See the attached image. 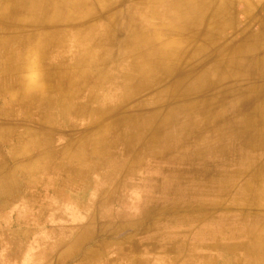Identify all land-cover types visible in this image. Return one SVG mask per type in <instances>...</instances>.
Returning a JSON list of instances; mask_svg holds the SVG:
<instances>
[{
    "label": "bare ground",
    "instance_id": "obj_1",
    "mask_svg": "<svg viewBox=\"0 0 264 264\" xmlns=\"http://www.w3.org/2000/svg\"><path fill=\"white\" fill-rule=\"evenodd\" d=\"M0 4V26L12 29L26 22L38 30L23 41V48L26 58L34 54L39 58L43 84L31 93L20 66L6 63L0 69L1 92L22 89L13 93L25 114L24 120H18L19 130L0 134V141L10 135L18 142L11 154L22 150L28 171L40 164L56 168L59 177L46 184L57 189L80 184L86 166L90 170L102 166L107 174L104 183L91 182L95 189L90 203H78L84 211L73 213H83L93 226L97 215L116 217L113 206L125 203L126 188L141 187L143 178L132 182L128 176L138 170L161 173L162 178L150 176L145 181L144 188L150 191L145 190L149 197L138 207L141 215L151 219L172 215L174 223V215L180 219L195 215L199 221L214 216L217 222L211 231L248 235V255L256 256L257 264L264 263L260 258L264 257V67L260 61H248V44L227 43L231 29L213 26L222 21L216 14L200 17L195 0H184L183 5L181 0L169 4L166 0H2ZM100 12L105 14L102 22L92 23ZM206 23L211 24L202 26ZM71 40L75 50L69 54ZM103 91L114 97L111 102ZM34 112L39 116L35 118ZM67 115L87 122L83 128L76 122L62 124L63 136L71 142L56 148L48 135L57 131L56 118ZM89 129L94 130L87 133ZM35 153L43 155L30 160ZM0 181L10 183L0 192L7 196L6 204H12L17 197L12 196L15 180L6 175ZM207 195L217 199L208 202ZM232 202L241 205L239 212L230 209ZM42 205L38 220L31 223L40 227L51 223V230L70 229L57 221L69 213L54 210L57 217L43 222L40 216L49 206ZM26 222H20L22 227ZM87 223L77 224L76 229L84 232ZM98 229L88 234L104 231ZM11 232L16 236L14 244L24 236ZM80 235L73 245L77 255L88 243V235ZM89 255V260L100 259L98 253ZM27 257L17 264L35 261Z\"/></svg>",
    "mask_w": 264,
    "mask_h": 264
},
{
    "label": "crops",
    "instance_id": "obj_2",
    "mask_svg": "<svg viewBox=\"0 0 264 264\" xmlns=\"http://www.w3.org/2000/svg\"><path fill=\"white\" fill-rule=\"evenodd\" d=\"M166 1L169 4L172 0ZM181 1L183 5L184 0ZM195 2L198 12L202 14L200 17L210 19L216 14L217 19L220 18L222 21L217 20L213 26L231 29L227 43L248 44V61H260L261 68L264 67V0H195ZM210 24L202 26L207 27ZM261 75L264 82V68L261 69ZM31 185L28 188H20V197L26 198L28 204H32L35 199L38 207H41V204L49 206L46 207L45 214L40 216L44 219L43 222H50L52 218L57 217L52 214L54 210L63 214L69 213L68 218L57 221L69 225L70 231L66 232L60 228L51 230V223H42L44 227L37 224V244H30L33 248L28 249L29 253L33 254V256L29 254L28 257L35 258V261H30L31 263L28 261V264H257L256 256L248 255L246 246L248 235L226 236L219 230L211 231L217 222L214 216L207 217L206 220L201 218L199 221L195 215L181 219L174 215L176 221L174 223L171 222L172 215H157L153 219L141 215L138 207L144 203L145 197H149L145 191L132 189L125 191V203L113 206V210L116 209V217L97 215L95 223L97 226H93L87 223L89 220L83 213L73 214L77 211L76 205L82 203L83 199V203L87 204L86 190L74 187L56 189L44 181ZM39 214L35 215L36 218L29 215V219L38 220ZM68 220L70 221L66 223ZM82 222L87 223L84 232L76 229V225ZM89 228L104 231H101V234L96 232L94 236L93 231L88 234L91 232ZM81 232L84 236L88 235L89 239L86 238L87 245L85 244L84 248L80 247L77 255L73 245L78 238H82ZM90 253L95 255L98 253L100 259L89 260ZM262 254L264 256V252Z\"/></svg>",
    "mask_w": 264,
    "mask_h": 264
},
{
    "label": "rangeland",
    "instance_id": "obj_3",
    "mask_svg": "<svg viewBox=\"0 0 264 264\" xmlns=\"http://www.w3.org/2000/svg\"><path fill=\"white\" fill-rule=\"evenodd\" d=\"M2 0H0L1 3ZM3 6V4H2ZM1 7V4H0ZM124 6H122L123 8ZM100 15V16H99ZM105 14L104 12H100L94 16V20L92 23L99 24L102 21V17H104ZM18 25V26H17ZM15 25L14 28L8 29L5 26H0V41L3 39V42H0V69L1 66L6 64V63H11V65H18L20 66L22 70V75L24 79L30 84L31 89L29 90L31 93H34L35 91V86L37 85H42L43 84V70L41 71L42 67L40 66L41 62L39 58L34 54V55H29L27 58L25 57V51H24V45L23 41L25 39L29 38V35L35 34L38 32L36 31V28L33 26L34 23H22L23 26L20 24ZM154 26V25H153ZM230 36V35H229ZM70 53H73L75 50V43L73 40L70 41ZM34 44V43H33ZM83 47V46H82ZM12 54L10 56L11 58H8L5 54ZM21 72V71H20ZM19 75V74H18ZM15 77V76H12ZM8 92H1L0 89V134H5L14 131V130H19L18 128L20 127L18 124V120H24L25 119V114L20 106V102L17 101L16 97L17 94L22 92V89L18 88L17 91L11 87L8 88ZM16 92V93H13ZM118 90L114 92L117 93ZM107 92L103 91L104 98L106 100H111L114 98L113 96H110L111 94H106ZM83 95V94H82ZM15 98V99H14ZM36 115V116H34ZM33 116L36 118L39 116L37 112L33 113ZM57 116H55L56 118ZM57 120L53 122L54 128H57V131L54 132L53 135H48L53 138V144L56 145V148L63 147L64 144L70 143L71 140H66L63 136L64 134V128L62 124L68 123V122H76L77 126L80 128H83L85 125V122H87V119H80V118H75L74 116L67 115L65 118L58 117L56 118ZM17 121V122H14ZM12 128V129H10ZM95 129V128H94ZM94 129H89L87 133L93 131ZM21 130V129H20ZM46 136V135H45ZM4 137V135H3ZM17 141H14L13 138L8 135L6 138H4L2 141H0V179L3 176L9 175L13 177L15 180L13 189H12V196L15 197V194L17 197L13 199L12 204H6L7 202V196L2 195L0 192V264H17L19 261H22V259H25V257L30 254L33 256L32 253H29L30 249V244H37V233L38 230H33L34 225L33 221L35 220H30V216H34L39 213L38 211V206L35 207L36 201H32V204H28L26 198L20 197L21 195V187H31V184H36L38 182H50V180L56 179L59 177V172L55 170L56 168H52L51 166H45L40 164L39 167L36 170L33 171H28L30 169H27L25 167L27 163V159L23 157L21 158L20 155L25 154L22 152H17L13 156L11 154V147L17 145ZM21 144L20 146H22ZM121 147H119L120 149ZM55 149V148H54ZM59 154V153H57ZM43 154L36 155V153L32 156L33 158H30V160L37 158L38 156H42ZM30 156V155H28ZM57 157V155H55ZM16 159H18L16 161ZM56 159V158H55ZM93 159V158H92ZM151 159V158H149ZM151 161H154L152 159ZM90 163V160H89ZM89 165V164H88ZM95 168V169H94ZM93 170L89 169V166H86V173L83 179H79L78 181L80 184H76L74 186H64V187H74V188H80L86 190L87 193V204L90 203L89 201L92 198V192L94 193L95 187L91 185V182H94L97 184L99 181H102V179H105V176L107 175L106 172L104 171V168L100 165L94 167ZM150 176H157L156 178H162L163 175L161 173H148V171L141 170L137 171L135 175L133 176H128L130 177L127 181H141L143 178V182L141 184V187L137 191H145L149 190L145 187V181L148 177ZM134 177V178H133ZM31 179V181H30ZM35 182V183H34ZM104 183V182H103ZM6 184L2 181H0V189L4 191V186L8 187ZM12 184V183H11ZM130 184V183H129ZM98 185V184H97ZM63 187H61L62 190ZM9 189V187H8ZM127 190H131V188H126ZM126 190V191H127ZM133 190V189H132ZM136 190V189H135ZM150 191V190H149ZM20 194V195H19ZM154 194L157 197H160L161 194L159 192H154ZM236 190L233 191V194L231 195L232 201H234L232 198L235 196ZM206 199L211 201V199L215 200L217 199L216 197L212 195H207ZM229 201V200H228ZM84 202V199L83 201ZM230 202V201H229ZM228 202V205L230 203ZM233 211L239 212L240 211V206L241 205H235L234 202L231 203ZM77 211H82L79 210L76 207ZM227 209V208H225ZM23 211L25 212L26 216L23 217ZM27 211V212H26ZM84 211V210H83ZM223 210H220L219 212H222ZM218 213V212H217ZM45 214V211H44ZM30 220V222H26L23 224H20V222H25L27 221L26 219ZM16 220V221H14ZM20 227H22L20 229ZM37 227V226H36ZM13 230L18 231L20 234H24V236H21V239L18 243L14 244L12 242V239L15 238L14 232H11ZM31 229V230H30ZM27 233V234H26ZM35 239H34V238ZM28 245V246H27ZM18 246V247H16ZM33 248V246H31ZM35 248V247H34Z\"/></svg>",
    "mask_w": 264,
    "mask_h": 264
}]
</instances>
